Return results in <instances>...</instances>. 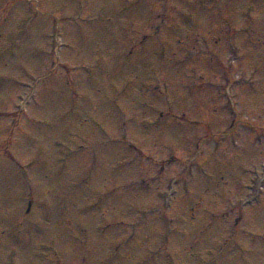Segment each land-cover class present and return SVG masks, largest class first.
Listing matches in <instances>:
<instances>
[{"label":"rangeland","instance_id":"obj_1","mask_svg":"<svg viewBox=\"0 0 264 264\" xmlns=\"http://www.w3.org/2000/svg\"><path fill=\"white\" fill-rule=\"evenodd\" d=\"M0 264H264V0H0Z\"/></svg>","mask_w":264,"mask_h":264}]
</instances>
